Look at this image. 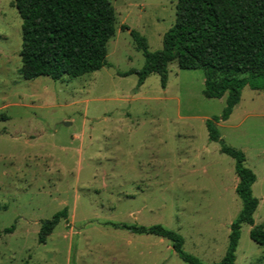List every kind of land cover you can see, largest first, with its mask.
<instances>
[{
	"label": "rangeland",
	"instance_id": "rangeland-1",
	"mask_svg": "<svg viewBox=\"0 0 264 264\" xmlns=\"http://www.w3.org/2000/svg\"><path fill=\"white\" fill-rule=\"evenodd\" d=\"M178 0H111L117 22L111 66L77 78L20 74L22 18L0 0V264H188L166 238L109 222L162 224L205 262L222 259L242 208L235 160L211 141L207 120L227 95H204L203 69L168 65L138 85L145 57L130 34L163 47ZM127 26V28H123ZM221 138L257 175L256 224H264V90L245 86ZM68 208L45 243L41 222ZM14 225L12 233L4 229ZM243 224L235 264H264V246Z\"/></svg>",
	"mask_w": 264,
	"mask_h": 264
},
{
	"label": "trees",
	"instance_id": "trees-1",
	"mask_svg": "<svg viewBox=\"0 0 264 264\" xmlns=\"http://www.w3.org/2000/svg\"><path fill=\"white\" fill-rule=\"evenodd\" d=\"M14 5L22 18L20 74L24 78H77L111 66L107 60L108 42L115 35L117 22L111 0H14ZM130 34L136 48L143 52L145 63L141 69L119 74L136 73L141 86L149 75L157 73L165 87L168 65L177 61L181 69H203L206 97L228 94L222 116L208 119L207 128L209 139L221 141V151L235 160L239 178L236 192L242 208L230 224L225 255L215 262H205L186 251L184 236L162 224H108L136 234L166 238L188 264H235L242 225L249 224L250 237L264 246V224H256L254 219L259 205V198L253 193L257 175L247 166L245 152L224 142L216 122L230 117L245 86L264 90V0H178L176 22L165 32L159 50L151 51L147 37L136 29H131ZM67 217L65 207L43 220L39 242L45 243L57 224ZM14 230L12 225L4 232Z\"/></svg>",
	"mask_w": 264,
	"mask_h": 264
}]
</instances>
